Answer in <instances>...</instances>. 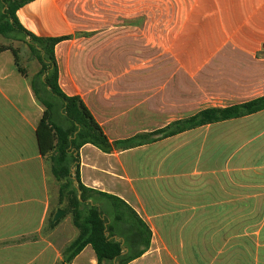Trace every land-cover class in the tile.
Wrapping results in <instances>:
<instances>
[{
  "label": "crops",
  "instance_id": "0c3cea01",
  "mask_svg": "<svg viewBox=\"0 0 264 264\" xmlns=\"http://www.w3.org/2000/svg\"><path fill=\"white\" fill-rule=\"evenodd\" d=\"M17 17L36 37H72L55 48L60 88L110 142L264 97V0H35ZM141 52L155 55L143 63ZM141 62L146 72L129 74ZM23 68L0 53V264H58L79 232L42 155L44 107ZM78 165L85 187L150 229L129 264H264V111L111 154L86 144ZM71 264H97L93 248Z\"/></svg>",
  "mask_w": 264,
  "mask_h": 264
},
{
  "label": "trees",
  "instance_id": "16d2710c",
  "mask_svg": "<svg viewBox=\"0 0 264 264\" xmlns=\"http://www.w3.org/2000/svg\"><path fill=\"white\" fill-rule=\"evenodd\" d=\"M33 1L0 0V36L17 40V36L23 34L25 43L41 65V71L32 80L36 99L44 107L37 130L38 141L42 155L51 156L52 173L60 183V200L66 203V212L72 215L73 225L79 232L64 250L63 261L58 264H71L87 246L93 248L97 264H129L149 248L151 231L121 199L84 186L78 165L80 149L91 144L103 153L111 154L115 150L136 148L202 126L250 116L264 111V97L233 107L206 109L153 133L110 142L83 100L78 96H67L60 88L55 48L72 37L40 38L28 33L20 24L18 10ZM6 51L13 53L19 72L27 77V71L21 65L20 51L11 45H1L0 53ZM90 199H95L92 204ZM102 200L106 201L107 207ZM114 237L124 240V244ZM126 248L129 251L124 254Z\"/></svg>",
  "mask_w": 264,
  "mask_h": 264
},
{
  "label": "rangeland",
  "instance_id": "374dc122",
  "mask_svg": "<svg viewBox=\"0 0 264 264\" xmlns=\"http://www.w3.org/2000/svg\"><path fill=\"white\" fill-rule=\"evenodd\" d=\"M1 45H5V46L11 45L12 47L20 51L21 65L23 67H26V69L31 75L32 80L36 77L37 74H39V72L41 71V65L38 62L37 58L31 53L28 45L25 43V38L23 34H19L17 36V40L7 39V38L0 36V46ZM154 55L155 53L153 52H143V53L141 52V53H138L137 56H138L139 61L144 60L143 61L144 63V62H147L149 59H152ZM98 58L99 57H96L93 59L98 60ZM138 64H141L139 68H129V74H137L138 72L143 73L144 71L146 72L148 66L151 65L148 63L143 65L142 62ZM144 66H147V68H145ZM91 70L96 71L97 73H101L102 71H104V69L100 67H95V68L92 67ZM124 71L126 72V69ZM120 72L121 70H119L117 73L115 72L114 75L116 74L120 75L121 74ZM73 84H74L73 85L74 88L76 89L75 91H77L79 85L76 83H73Z\"/></svg>",
  "mask_w": 264,
  "mask_h": 264
},
{
  "label": "water",
  "instance_id": "95a60500",
  "mask_svg": "<svg viewBox=\"0 0 264 264\" xmlns=\"http://www.w3.org/2000/svg\"><path fill=\"white\" fill-rule=\"evenodd\" d=\"M64 214H65V212L62 211V210L57 211V213H56L55 216H54L53 221H54V222L58 221V220H59ZM115 240H116V241H119V239H115Z\"/></svg>",
  "mask_w": 264,
  "mask_h": 264
}]
</instances>
